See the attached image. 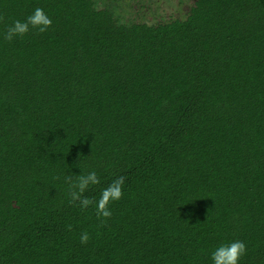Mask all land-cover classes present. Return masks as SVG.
Returning <instances> with one entry per match:
<instances>
[{"label":"trees","instance_id":"trees-1","mask_svg":"<svg viewBox=\"0 0 264 264\" xmlns=\"http://www.w3.org/2000/svg\"><path fill=\"white\" fill-rule=\"evenodd\" d=\"M171 4L0 0V264H264V0ZM69 169L125 178L105 223Z\"/></svg>","mask_w":264,"mask_h":264},{"label":"clouds","instance_id":"clouds-1","mask_svg":"<svg viewBox=\"0 0 264 264\" xmlns=\"http://www.w3.org/2000/svg\"><path fill=\"white\" fill-rule=\"evenodd\" d=\"M52 25L51 17L43 8H34L23 19H14L3 33V39L12 41L26 36L31 30L38 33L46 32ZM67 184V199L69 205L78 206L80 210L94 208L96 219L105 223L112 215L111 205L118 202L123 196L125 178L119 176L103 187L94 198L86 195L89 190L100 185L101 180L95 170L85 173L73 174L70 169L64 176ZM70 230V225L68 226ZM79 241L85 245L89 241V234L81 232ZM246 255V244L241 240L221 242L209 254V264H241V259Z\"/></svg>","mask_w":264,"mask_h":264},{"label":"rangeland","instance_id":"rangeland-1","mask_svg":"<svg viewBox=\"0 0 264 264\" xmlns=\"http://www.w3.org/2000/svg\"><path fill=\"white\" fill-rule=\"evenodd\" d=\"M163 2V3H162ZM165 2H166V0H160V4H161V6H162V9L164 10V12L166 13V11L167 12H169V13H174V15H176L177 13H176V10H174L175 9V6H174V4H171V6L169 7V5H167V6H165ZM168 4H170L169 2H167ZM167 8V10H166V8ZM177 8V7H176ZM166 10V11H165ZM175 11V12H174Z\"/></svg>","mask_w":264,"mask_h":264}]
</instances>
